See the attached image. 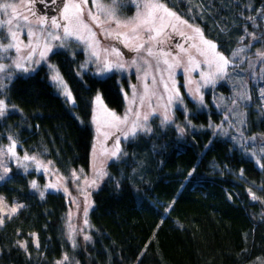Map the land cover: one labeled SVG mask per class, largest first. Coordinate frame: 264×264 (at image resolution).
Instances as JSON below:
<instances>
[{
  "label": "trees",
  "instance_id": "obj_1",
  "mask_svg": "<svg viewBox=\"0 0 264 264\" xmlns=\"http://www.w3.org/2000/svg\"><path fill=\"white\" fill-rule=\"evenodd\" d=\"M160 1L197 24L226 55L252 26L245 15L264 14V0ZM48 60L75 103L56 91L45 64L17 74L2 90L9 111L0 118V145L14 140L18 153L51 161L69 178L91 163L94 96L100 93L117 112L125 99L115 73L81 72L83 51L54 49ZM216 89L229 93L225 83ZM252 94L246 131L264 134V114L253 108ZM210 95L206 109L187 96L188 115L176 110L175 120L188 123L183 133L176 123L153 118L150 132L124 142L123 154L108 162L92 191L84 244L73 245L65 235V194L47 191L41 198L31 182H44V175L13 163L0 193L23 207L0 224V264H253L264 258V173L246 147L209 127L223 114Z\"/></svg>",
  "mask_w": 264,
  "mask_h": 264
},
{
  "label": "rangeland",
  "instance_id": "obj_2",
  "mask_svg": "<svg viewBox=\"0 0 264 264\" xmlns=\"http://www.w3.org/2000/svg\"><path fill=\"white\" fill-rule=\"evenodd\" d=\"M66 2L67 0H64V3ZM75 2L79 3L80 0H75ZM156 2L165 5L160 0H156ZM3 3L16 4V14L18 16L26 15L29 19L28 21H24L23 19L16 20L13 17L11 8L0 10V21L13 19L12 30L16 31V24H19L20 31L23 32V35L19 37L21 42L20 51L17 52L15 49H12L7 53H0V64L12 65L13 61L21 60L26 67L34 70L40 64H45L48 66L51 80L54 71H59V69L55 64L49 62L48 56L50 52L47 54L46 59H41L42 41L48 32L56 31L57 34H60L63 31L62 28L56 30L50 24L37 23L39 17L45 16V14L34 7L32 0H0V4ZM102 3L111 5L112 0H102ZM143 3L144 0H118L116 4L117 18L123 21L134 17L137 12L143 11ZM251 7V5L247 6L248 9ZM83 8L85 22L96 33L95 39L97 43L93 47L99 53V56L92 54L93 47H90L88 42L77 41L75 39H70L65 47H53L52 51L54 49H64L70 53L76 50L83 51L85 60L82 63L81 72L91 69L95 74L100 76L115 73L120 81L125 99L124 109L117 112L105 103L100 93L97 92L98 94L94 96L95 119L93 123L95 135L89 167L73 171L69 178H67L61 175L52 164H49V161L42 159L38 155L18 153L16 141L14 148L15 155H12L8 151L12 141L7 145H0V165H2L0 166V175H3L4 179L9 175L10 171L5 175L3 167L11 169L14 163L15 167L23 172L35 170L44 175V182L40 183L38 180H35L40 186V190H44L45 192L61 191L65 194L69 201V207L64 218V229L66 237L73 245H81L89 241L85 237H90L91 223L89 220V210L92 206V191L99 187L106 176L108 162L118 159L123 154V144L131 138L129 136L126 139L125 133L128 131L132 121L136 119V113H140V122L150 129L152 128L151 120L153 118H157L162 124L176 123L180 129H185V125L188 123L186 120H175L176 110L180 108L183 110L185 117L188 115L185 107L187 96L196 101L201 108L206 109L208 107L206 94L208 91H211L210 102L218 110H221L223 114L222 119L218 123H211L209 127L217 134L231 138L238 146L246 147L248 154L255 160L264 173V167H261V165H264V134H248L246 131V126L249 123L250 105L253 100L252 91L254 95L256 93L253 108L259 114H264V96L261 95V90H264V55H262L264 54V14L261 15L260 19H258L257 14L253 15L251 11L245 15L252 26L245 29L243 35L239 36L240 44L233 49L231 54L226 55L218 49L217 44L213 40L203 35V40L211 41L216 45V48L213 51L204 45L201 36L195 31L196 28L200 29V27L195 23L185 20L177 12L166 6L168 10L176 13L180 19L177 20L166 16L163 10L158 12V15L164 16V24L174 25L176 30L173 31L171 26L165 27L164 34L161 37L164 41L163 44L153 46V52L156 55L149 56L145 49H140L139 51L133 50L134 44L142 41L124 40L123 37L120 39L116 38V33H128L132 35L130 32L131 26H118L115 20L108 18L105 13H98L94 0H88V3L83 5ZM89 9L93 14H98L101 21H104L102 25H97L90 19L88 14ZM60 16L51 15L46 17L60 18ZM181 21H187V24ZM60 23L63 24L64 21L60 20ZM159 24L160 21H157L158 26ZM29 28L35 32L36 35L34 37L28 35ZM108 33H112V35H108ZM4 35H7V33L5 32ZM83 35L87 41L91 40L90 33L87 31H83ZM141 36L143 39L147 38V34L144 33L143 29H141ZM3 38V36H0V40ZM29 43L32 45L31 49L25 47ZM38 43L40 46H37ZM51 43L58 45L60 42L51 41ZM148 46L151 45H146L145 48ZM181 46L183 49H187V51H182ZM33 49L34 51H32ZM104 49H107V51H104ZM113 49H117L120 54L117 55L116 52L112 51ZM161 49L163 53H170V55L164 57ZM201 50L205 54H201ZM30 52L31 58L29 59ZM214 52L222 54L230 61L223 73L217 71L215 63L209 65L206 62L215 59ZM233 53H237V55L234 56ZM190 57L199 64V67H196L195 63L190 62ZM165 58L168 59L169 63L174 64L172 69L169 70L168 65L163 63ZM158 59L160 60L159 64L157 63ZM105 62L112 64L122 63L124 67H113L110 71L100 72L99 70L104 67ZM50 66H55V69ZM34 70L22 72L14 67H10L5 72L0 73V82L6 86L17 74L26 75ZM9 73L12 74L10 80L8 79ZM153 77H155V83H153ZM165 83H167V88H165ZM220 83L228 84L229 93H223L216 89V86ZM53 84L56 91L68 100L62 94V89L58 88L54 82ZM145 85H147V93ZM133 86H135V89ZM197 88L199 91H196ZM177 92L179 99L175 95ZM97 95L101 97L102 104H97ZM170 95L173 96V99L169 103L168 97ZM245 95L250 97V99L242 98ZM142 97L143 104L141 105ZM0 99H4L2 91H0ZM133 99L136 102L130 104V101ZM105 109L121 117L127 112L129 114L128 124L109 127L106 121H109L111 117L107 115ZM129 109H131L130 112ZM144 114H149L147 121H143L142 119ZM165 115L170 117V119L165 121ZM189 126L191 125L189 124ZM252 137H255V140L251 139ZM117 141L120 151L116 157H112L111 151L114 149ZM25 155L35 156L36 160H24L23 157ZM101 172L104 174L101 175ZM93 181H95V184L92 183ZM50 183L57 184L59 190L52 188L45 189V185ZM34 190L40 194L39 190ZM0 197L3 198V201L0 202V221H2L0 224H2L6 218L13 215L10 211L11 208L23 205V202L17 200L9 202L3 193H0ZM253 264H264V258H259Z\"/></svg>",
  "mask_w": 264,
  "mask_h": 264
},
{
  "label": "snow or ice",
  "instance_id": "obj_3",
  "mask_svg": "<svg viewBox=\"0 0 264 264\" xmlns=\"http://www.w3.org/2000/svg\"><path fill=\"white\" fill-rule=\"evenodd\" d=\"M52 2L56 3V0H52ZM94 2L98 10V13L100 12L105 13L108 18L115 20L118 26H123V27L131 26L130 32L132 35H129L128 33H116L117 39H120L121 37H123L124 40L142 41L140 43L134 44L133 50L139 51L140 49H145L149 56L156 55V53L153 52V46H158V45L163 44L164 41L161 37L164 34L165 27L171 26L173 28V31L176 30L174 25H165L164 16L158 15V12L160 10H163L166 16L175 18L177 20L180 19V17L177 16L176 13L171 12L170 10L166 8L165 5L156 2V0H144L143 6H142L143 11L137 12V14L134 17L123 20V21L118 19L116 15V4L118 0H112L111 5H105L104 3H102V0H94ZM87 3H88V0H80L79 3L75 2V0H67V2L64 3L63 5L60 18H57V17L49 18L46 16L39 17V19L37 20V23L50 24L53 27V29L59 30L62 28L63 30L62 33L60 34H57L56 31L48 32L47 36L43 38L42 51H40L41 59H46L47 54L52 51L53 47H65L70 39L88 42L90 47H93L97 43L95 39L96 33L92 31L90 25L84 20L83 5ZM9 8H11L13 17L16 20L23 19L24 21H28L29 19L28 16L26 15L18 16L16 14L17 13L16 4H10V3L0 4V10H7ZM88 14H89L90 19L94 21L97 25H102L104 23V21L100 20L99 15L93 14L90 9L88 11ZM60 20H63L64 23L61 24ZM157 21H160L159 26L157 25ZM13 22H14L13 19H9L6 21H0V36L4 37L2 40H0V53H7L12 49H15L17 52L20 51L21 42H20L19 37L20 35H23V32L20 31L19 24H16V29H17L16 31L12 30L11 26L13 25ZM181 22L187 24V21H181ZM141 29H143L144 33L147 34L146 39L142 38ZM83 31H87L88 33H90V37H91L90 41L86 40V37L83 35ZM195 31L201 36L202 43L206 45L209 49H212L214 51L216 48V45L212 43L211 41L203 40V34L199 28H196ZM5 32L7 33V35H4ZM28 35L34 37L36 34L35 32L31 31V29L29 28ZM108 35H112V33H108ZM181 35H183V33H181ZM51 41H59L60 43L58 45H53ZM146 45H151V46H148L147 48H145ZM37 46H40V44L38 43ZM126 46L128 45L126 44ZM25 47H28L31 49L32 45L31 43H29L25 45ZM181 49L182 51H187V49H183L182 46H181ZM32 51H34V49ZM104 51H107V49H104ZM112 51L116 52L117 55L120 54L117 49H113ZM161 52L163 53L162 49H161ZM92 54L99 56V53L95 51L94 47H93ZM201 54H205L203 50H201ZM163 55L164 57H167L170 55V53H163ZM233 55L235 56L237 55V53H233ZM214 57H215L214 60L206 61V62L209 63V65H211L212 63H215L217 71L220 73H223L227 65L230 63L229 59L224 57L222 54L215 53V52H214ZM28 58L29 59L31 58V52ZM190 62L195 63L196 67H199V64L196 63L194 60H192L191 57H190ZM37 63H39V61H37ZM133 63H135V61H133ZM157 63L158 64L160 63L159 59L157 60ZM163 63L168 65L169 70L174 67V64L169 63L167 58L163 60ZM177 63H178V60H177ZM10 67H14L15 69H18L22 72H28L30 70H34V69H29L28 67H26L21 62V60H16V61H13L12 65L0 64V73L5 72ZM50 67L55 69V66H50ZM113 67L123 68L124 65L122 63L112 64V63L105 62L104 67H102L99 71L100 72L110 71ZM11 78H12V74L9 73L8 79L10 80ZM51 80L56 84L58 88L62 89V94L68 98L69 102L75 103V99L74 97H72L71 90L68 88L67 83L64 81L63 77L60 75L58 70L54 71V74L51 76ZM153 83H155V77H153ZM4 87L5 85L2 82H0V91H2ZM133 88L135 89V86H133ZM165 88H167V83H165ZM145 91L147 93V85H145ZM196 91H199V89L197 88ZM175 95H176V98L179 99L178 92L175 93ZM261 95L264 96V90H261ZM242 98L250 99V97H248L247 95H245ZM168 99L170 103L173 99V96L170 95ZM96 102L97 104H102V100L99 95H97L96 97ZM135 102H136L135 99H133L130 101V104H134ZM142 104H143V97L141 98V105ZM8 111H9V107H8L6 100L0 99V118L4 117ZM105 111L107 112V115L111 117L109 121H106L109 127H118L120 124H128L129 114L127 112L125 113L123 117H121V116H117L114 112L108 111L107 109H105ZM130 111L131 109H129V112ZM148 118H149V114H144L142 117L143 121H147ZM168 119H170V117L165 115V121H167ZM140 121H141L140 113H136V119L132 121L128 131L125 133L126 139L129 136L135 137L137 131H147V132L151 131L150 128H148L145 124L141 123ZM180 131L181 133H183L184 129H180ZM251 139L255 140V137H252ZM14 148H15V141L13 140L12 144L8 148V151L11 152L12 155H15ZM119 151H120L119 143L117 141L116 145H114V149L111 151V156L116 157ZM23 159L35 161L36 157L25 155ZM48 163L51 164V161H49ZM261 167H264V165H261ZM25 169H26V166H25ZM9 171L10 169H8L7 167H3V172L5 175ZM103 174L104 173L101 172V175ZM3 179H4V176L0 175V180H3ZM92 183L95 184V181H93ZM31 187L33 189H37L40 191L41 198L44 197L45 191L40 190V186L37 184L35 180L31 182ZM47 188L59 190L57 184H51V183L47 184L45 185V189ZM2 201H3V198L0 197V202ZM18 207H23V205H18L17 207H13L11 208L10 211L14 214L18 210ZM85 223H87V221H85ZM85 239H90V237L86 236ZM20 246L26 247V244L22 243Z\"/></svg>",
  "mask_w": 264,
  "mask_h": 264
},
{
  "label": "flooded vegetation",
  "instance_id": "obj_4",
  "mask_svg": "<svg viewBox=\"0 0 264 264\" xmlns=\"http://www.w3.org/2000/svg\"><path fill=\"white\" fill-rule=\"evenodd\" d=\"M34 7L44 13L45 16H60L61 9L64 4V0H56V3H53L52 0H32Z\"/></svg>",
  "mask_w": 264,
  "mask_h": 264
}]
</instances>
